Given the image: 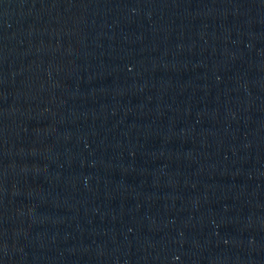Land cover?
<instances>
[{
    "label": "water",
    "instance_id": "1",
    "mask_svg": "<svg viewBox=\"0 0 264 264\" xmlns=\"http://www.w3.org/2000/svg\"><path fill=\"white\" fill-rule=\"evenodd\" d=\"M0 264H264V0H0Z\"/></svg>",
    "mask_w": 264,
    "mask_h": 264
}]
</instances>
